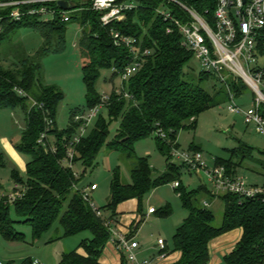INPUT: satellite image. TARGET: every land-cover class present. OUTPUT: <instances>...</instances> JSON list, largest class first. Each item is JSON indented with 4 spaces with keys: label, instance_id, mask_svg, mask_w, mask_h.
Returning <instances> with one entry per match:
<instances>
[{
    "label": "trees",
    "instance_id": "obj_1",
    "mask_svg": "<svg viewBox=\"0 0 264 264\" xmlns=\"http://www.w3.org/2000/svg\"><path fill=\"white\" fill-rule=\"evenodd\" d=\"M136 1L140 7L128 12L125 20L116 21L111 26L136 37L142 50L149 48L151 54L145 57L140 69L123 83V91L132 98H126L124 93L117 94L113 89L110 100L104 106L109 120L100 117L93 129L74 145V163H81L85 168L96 166L97 157L105 144L108 149L122 150L127 159H132L130 182L123 181L120 167L113 171L110 199L105 206L111 212V219L116 217L120 203L137 198L141 204L144 196L153 189L177 181L180 166L169 160L172 151L179 146L176 142L179 131L195 128L198 116L219 104V100L204 86V83L215 79L213 75L200 73L198 83L187 79L185 66L194 54L182 45V36L177 29L168 32L169 22L155 9L166 7L184 22L191 19L189 13L163 0ZM182 1L213 24L218 0ZM77 6L80 7V4ZM71 23H78L83 28L80 41L84 57L82 73L90 108L101 102L96 85L102 71L113 70L115 77L120 76L130 63L128 48L115 45L112 27H104L100 14L86 7L76 11L74 7L69 22L57 20L44 23L29 18L8 24L0 33V47L21 27L38 28L43 37L42 47L17 63L4 64L0 54V109L21 110L24 113L26 127L15 149L30 157L25 177L17 169L12 171L15 183L20 185L18 192L21 195L14 201L8 196L0 197V235L9 242L23 241L25 234L16 226L28 224L33 229V238L39 239L59 221L63 237L82 232H89L91 236L83 239L77 249L64 252L58 264H103L100 259L112 236L106 225L109 219L99 215L98 211L102 210L93 208L74 189L79 179L74 169L63 162L81 122L72 118L64 131L59 130L56 117L64 93L56 85L46 84L41 79L43 59L49 53L65 49L66 30ZM228 83L236 96L244 94V83L233 77L228 79ZM261 112L264 115V107ZM114 120H120V126L114 138L108 140L110 124ZM45 132L55 136L56 152L52 151L49 139L45 145L40 142ZM151 136L155 137L160 152L167 157L168 165L164 173L156 174L149 157L135 154L136 142ZM44 146L49 147L48 152ZM253 150L246 145L233 149L229 159L219 158L216 165H225L231 174L238 175L236 168L242 165L243 160L253 156ZM3 158L4 154L0 151V165H4ZM176 191L188 211V216L172 238L174 249L182 252L177 264H208L210 241L237 228L243 230L242 237L233 251L224 257V263L264 264V200L213 192L206 186L188 191L180 182ZM217 199L224 204L223 220L219 226L215 225L216 216L211 206H205V203ZM170 213L169 205L160 210L162 216ZM142 222L141 219L135 229ZM80 248L86 254H81L78 251Z\"/></svg>",
    "mask_w": 264,
    "mask_h": 264
},
{
    "label": "rangeland",
    "instance_id": "obj_2",
    "mask_svg": "<svg viewBox=\"0 0 264 264\" xmlns=\"http://www.w3.org/2000/svg\"><path fill=\"white\" fill-rule=\"evenodd\" d=\"M83 37V28L78 23L68 24L66 30V47L62 52L49 53L43 59L42 82L54 84L64 93V98L58 106L57 126L64 131L70 124L71 119L77 115L88 114L92 108L86 100V87L83 81L82 66L84 57L80 50V41ZM43 44L42 33L38 28L21 27L11 34L10 39L0 47L1 59L4 64L17 63L29 55L37 52ZM187 79L193 83L199 82L202 66L194 56L185 66ZM204 86L219 100V104L207 111L202 112L197 119L195 128H186L179 131L177 136L178 148L171 154L172 163L180 166V176L177 179L188 191L206 186L209 190L216 192V187L208 181L205 172L201 168L195 169L184 164V158L177 156L178 152H186L193 157L200 152L203 161L213 168L217 159H229L231 150L243 145L252 147L253 156L243 160L241 166L237 167L238 176L250 183L264 185V135L260 134L255 125L248 124L243 113H232L229 104L232 102L225 84L217 78L204 83ZM97 90L110 94L116 87H121L120 76H114L113 70H103L97 82ZM254 94L250 87L246 86L242 96H236L235 102L247 109L252 105ZM104 117L109 120L106 107H100L98 116L89 125L85 135L95 126L97 120ZM120 120H114L110 124V135L112 140ZM26 127L25 115L21 110L0 109V151L4 154V165H0V197L8 196L14 192L15 181L12 177L13 169H17L22 177L26 176L23 166L15 160L8 147H14L20 141L22 131ZM76 136H82L79 129ZM49 141L54 145L55 136L49 134ZM170 143V142H169ZM48 152L49 147L44 146ZM137 156H147L156 174L167 170V157L163 155L154 136L139 140L134 145ZM23 155V154H22ZM25 160L30 157L23 155ZM133 165L132 159H127L122 150L108 149L103 147L97 157V164L93 168H85L81 163H74V172L79 183V188L90 187L96 183L99 189L90 191L92 202L97 209L102 210L105 218H110L111 212L106 209L110 199V184L115 168L120 167L124 182H130V169ZM153 189L144 196L143 209L146 211L154 207L158 212L151 218H146L142 224V234H175L177 228L188 216V211L183 206L181 198L176 191L174 183ZM169 205L171 213L162 216L160 210ZM214 211L215 225L219 226L223 220L224 204L220 200L208 203ZM15 217L14 213H12ZM143 220V217H141ZM140 219V220H141ZM17 230L22 231L25 236L23 241L13 243L4 240L0 235V264H29L31 260H38L46 264H58L64 252L77 249L81 241L91 236L89 232H82L73 236L63 237V228L59 221L39 239L33 238V229L28 224H18ZM171 243L172 236L169 238ZM4 244V245H3Z\"/></svg>",
    "mask_w": 264,
    "mask_h": 264
},
{
    "label": "built area",
    "instance_id": "obj_3",
    "mask_svg": "<svg viewBox=\"0 0 264 264\" xmlns=\"http://www.w3.org/2000/svg\"><path fill=\"white\" fill-rule=\"evenodd\" d=\"M60 1L70 3V9H64L58 5ZM169 4L178 5L189 13L191 19L187 22L176 17L170 9L158 7L157 14L169 22L168 32L177 29L182 36V45L192 51L202 66V72L213 75L221 83L225 84L232 102L229 110L232 113H243L248 124L255 125L257 131L264 135V115L261 108L264 107V0H218L214 13L213 24L205 16L199 14L195 9L186 5L182 0H163ZM80 4V7L77 6ZM85 7L100 14V20L104 27H110L116 21H123L127 13L140 7L136 0H0V33L4 32L10 23L36 18L44 23L54 21L69 22L72 13ZM112 27V26H111ZM111 34L114 43L118 47H126L130 52V63L120 74L121 87H116L117 94L124 93L126 98L132 96L123 91V83L136 73L146 56L151 54L149 48L142 50L141 43L134 36L124 34L122 31L112 27ZM230 77L241 81L250 87L254 94L252 105L243 109L235 102L236 93L232 91L228 83ZM110 94L103 93L101 102L92 108L88 114L77 115L75 121L81 122L80 130L82 136L74 137L68 146L67 154L63 160L64 164L74 169L75 144L85 136L92 120L98 116L99 108L104 107L110 100ZM34 104H37L34 101ZM49 133L45 132L40 138L42 144L47 143ZM56 152V146H51ZM177 156L184 158V164L195 169L204 170L208 181L213 184L217 191L239 195L245 199L264 200V185L250 183L246 179L231 174L225 165H215L210 168L202 159L200 152L190 157L186 152H178ZM175 188L179 182L174 183ZM20 185L16 184L14 192L8 197L14 201L21 195L18 192ZM98 188L96 183L90 187L79 188L74 185L83 198L97 209L92 202L90 191ZM205 206H210L205 203ZM149 213L156 212L150 207ZM103 215L102 211H98ZM106 225L112 235H116L113 228V220H107ZM162 249H165V240H158ZM119 243L128 254V259L134 264L140 263L134 249L139 246L137 241L130 240L125 236H119ZM164 256V255H163ZM29 264H46L38 260Z\"/></svg>",
    "mask_w": 264,
    "mask_h": 264
},
{
    "label": "crops",
    "instance_id": "obj_4",
    "mask_svg": "<svg viewBox=\"0 0 264 264\" xmlns=\"http://www.w3.org/2000/svg\"><path fill=\"white\" fill-rule=\"evenodd\" d=\"M8 150L11 151L12 157L18 161L20 166L26 169V164L29 160H25L23 155L12 146L8 147ZM98 189L99 186L96 190ZM156 213L157 211L154 213L145 212L143 200L140 204L137 198L120 203L117 206L116 217L113 219V228L118 234L111 236L101 256V262L103 264H124L126 260V264H134L128 259L127 252L119 243V236H125L139 243L134 252L140 263L177 264L182 257V252L174 249L173 240L171 243L169 241V238L171 236L173 238L174 234H142V224L145 219L151 218ZM141 217H143V222L135 229ZM242 233L243 230L237 228L212 239L209 243L210 260L208 264H225L224 257L233 251L240 241ZM160 238L165 240V249H162L158 242ZM78 251L81 254H86L82 248L78 249Z\"/></svg>",
    "mask_w": 264,
    "mask_h": 264
},
{
    "label": "water",
    "instance_id": "obj_5",
    "mask_svg": "<svg viewBox=\"0 0 264 264\" xmlns=\"http://www.w3.org/2000/svg\"><path fill=\"white\" fill-rule=\"evenodd\" d=\"M58 5L64 9H70V3L67 1H60Z\"/></svg>",
    "mask_w": 264,
    "mask_h": 264
}]
</instances>
